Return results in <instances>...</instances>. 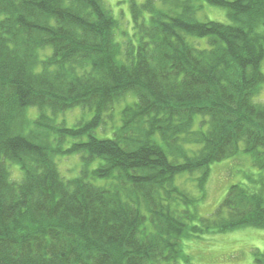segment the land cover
Instances as JSON below:
<instances>
[{"label":"trees","instance_id":"trees-1","mask_svg":"<svg viewBox=\"0 0 264 264\" xmlns=\"http://www.w3.org/2000/svg\"><path fill=\"white\" fill-rule=\"evenodd\" d=\"M128 1L118 42L103 0H0V264H180L183 238L264 229V0ZM75 107L91 117L57 122ZM240 146L259 173L198 217L176 179L203 186Z\"/></svg>","mask_w":264,"mask_h":264},{"label":"rangeland","instance_id":"rangeland-1","mask_svg":"<svg viewBox=\"0 0 264 264\" xmlns=\"http://www.w3.org/2000/svg\"><path fill=\"white\" fill-rule=\"evenodd\" d=\"M105 6L111 11L118 21L115 29V39L124 42L128 39L135 41L134 29L130 14L128 0H103ZM142 3L145 0H136ZM200 20L206 18L220 22H228L224 9L211 6L205 2L202 8L196 12ZM188 41L194 45L205 46V39L189 37ZM264 73V59L261 64ZM256 101L264 102V83L261 85ZM120 107L123 104L119 105ZM119 106L114 110L115 120L113 123L107 121L106 126L98 132L100 135H111V125L119 124ZM35 113V109L33 110ZM91 112L81 107L72 108L57 116V122H63L71 127L77 121L88 120ZM237 155L215 162L210 165V172L203 186L197 185V174H184L176 179V185L196 197L194 205L188 206L190 211L198 217L209 216L216 210L226 195L231 184L248 183L247 176H256L259 173L257 167L253 166L250 156L242 150ZM58 169L64 178H71L78 174L80 160L78 155H59L55 158ZM9 169L12 179L20 178L18 166L10 164ZM200 187V188H199ZM197 224V221H192ZM183 257L179 258L180 264H254L256 251L264 250V229L244 227L225 233H205L199 237H186L182 239Z\"/></svg>","mask_w":264,"mask_h":264}]
</instances>
